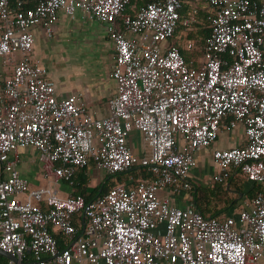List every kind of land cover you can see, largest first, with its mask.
I'll list each match as a JSON object with an SVG mask.
<instances>
[{
  "label": "built area",
  "instance_id": "2783aa9c",
  "mask_svg": "<svg viewBox=\"0 0 264 264\" xmlns=\"http://www.w3.org/2000/svg\"><path fill=\"white\" fill-rule=\"evenodd\" d=\"M131 1L0 0V249L18 258L9 264H264V0H206L209 36L196 66L171 41L185 0L152 2L134 15ZM61 11L108 26L117 90L104 117L77 94H57L32 62L33 29L52 37ZM196 14L192 7L183 25ZM226 119L243 126L245 144L213 150L212 183L240 170L262 189L216 217L163 198L190 189L196 154ZM133 131L148 155L133 153ZM22 148L46 157L48 187H29L18 168ZM90 162L107 175L141 165L154 179L115 184L87 201L72 192ZM59 181L67 197L55 191Z\"/></svg>",
  "mask_w": 264,
  "mask_h": 264
},
{
  "label": "crops",
  "instance_id": "0c3cea01",
  "mask_svg": "<svg viewBox=\"0 0 264 264\" xmlns=\"http://www.w3.org/2000/svg\"><path fill=\"white\" fill-rule=\"evenodd\" d=\"M188 5L187 17H189L188 14L192 7L197 8V14L192 18L193 22L188 28L184 26L183 30L175 32L171 41L180 48V51L187 52L191 63H196V66L198 60L202 58V56H198V53L202 50L198 48V39L194 37L200 34L203 35V30L208 29L209 12L206 0H190ZM107 27L104 22L87 19L81 11H78L74 18L61 11L52 37H47L43 30L38 27L33 29L32 62L46 68V79L55 87L57 94L61 96L79 95L81 102L95 117H104L108 114L107 101L117 90V83L110 75L114 47L108 37ZM127 36L131 39L137 38L131 34H127ZM187 40L193 42V47L190 50L185 47ZM228 124L229 120H224L216 141L209 148L196 154V167L190 172L186 181L190 186L192 184H213V179L217 174V168L212 158L213 150L236 148L245 144L243 126L238 125L235 128H229ZM128 143L136 156L141 157L149 154V148L139 131L131 132ZM27 151L29 152V158H24V155L28 153ZM46 165V157L37 153L33 148L21 149L18 168L21 175L28 180L31 189L49 186V179L44 176ZM33 166L38 167L42 180L37 179L36 173L38 172L32 170ZM93 170L99 171L98 175L101 178L98 176L94 182L91 181L92 174L89 175L88 192L94 190L105 176L103 170ZM29 179L36 182L32 187ZM53 186L61 197H67L71 193V189L65 182L59 181ZM160 194L177 206L186 205L192 201L188 190L183 188L177 192L171 189ZM240 199L239 208L244 206L246 202V199H242V196ZM232 210L228 214H232ZM78 228L82 233L83 226L78 225ZM54 235L59 237V245L64 246L65 243L62 237L56 233ZM72 264L87 263L73 261Z\"/></svg>",
  "mask_w": 264,
  "mask_h": 264
},
{
  "label": "trees",
  "instance_id": "16d2710c",
  "mask_svg": "<svg viewBox=\"0 0 264 264\" xmlns=\"http://www.w3.org/2000/svg\"><path fill=\"white\" fill-rule=\"evenodd\" d=\"M160 0H132L131 3L126 7V12L134 15L141 8L152 2H158ZM188 1L185 0L183 8L180 10V20L175 32L184 29L183 20L187 17L189 10ZM258 6L261 5L262 0H253ZM204 34H200L198 39V48L202 50L205 45V41L209 36V29L203 30ZM184 60L191 64L190 56L187 52L181 51ZM198 56H202V52L198 53ZM195 65L196 63H192ZM95 169L92 162L88 166L77 170L74 178L73 196L81 195L85 200H91L97 196H101L106 193L115 184L127 183L131 180L134 182L130 183L133 186L138 180H152L154 176L151 171L141 165H135L122 173L116 174H105L103 180L92 190L88 192L90 184V174ZM262 189L261 185L251 183L246 180V176L237 170L232 176L227 178L225 182H215L212 185H197L192 184L188 192L191 196L192 202L195 208L204 217H216L223 213H230L233 208L240 205V195L242 199L251 201L255 195ZM55 236V235H54ZM55 238L59 240L58 236ZM0 264H9V261L0 256Z\"/></svg>",
  "mask_w": 264,
  "mask_h": 264
},
{
  "label": "rangeland",
  "instance_id": "374dc122",
  "mask_svg": "<svg viewBox=\"0 0 264 264\" xmlns=\"http://www.w3.org/2000/svg\"><path fill=\"white\" fill-rule=\"evenodd\" d=\"M27 152H28V151H27ZM26 157L29 158V152L27 153V155H24V158H26ZM32 170L35 171V172H38V173H36V177H37L38 180H42V179H41V173H40V171H38V167H37V166H33V167H32ZM91 174H92V177H93V178L91 179V181H94V182H95V181L97 180L96 178H98V176H99V178H101L100 175H98V174H99V171H94V170H93V171L91 172ZM29 180H30V182H31V185H30L31 187H32L33 185H35V184H34V183H36L35 181H33L32 179H29ZM159 195H160V194H159ZM181 206H183V205H181Z\"/></svg>",
  "mask_w": 264,
  "mask_h": 264
},
{
  "label": "water",
  "instance_id": "95a60500",
  "mask_svg": "<svg viewBox=\"0 0 264 264\" xmlns=\"http://www.w3.org/2000/svg\"><path fill=\"white\" fill-rule=\"evenodd\" d=\"M240 197H241V195H240ZM0 256L6 258L10 262L19 263V260L15 255L8 253L2 249H0Z\"/></svg>",
  "mask_w": 264,
  "mask_h": 264
}]
</instances>
